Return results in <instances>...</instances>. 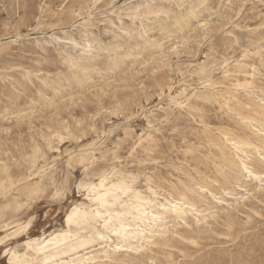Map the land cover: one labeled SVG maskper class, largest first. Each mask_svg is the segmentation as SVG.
Here are the masks:
<instances>
[{"label":"rangeland","instance_id":"rangeland-1","mask_svg":"<svg viewBox=\"0 0 264 264\" xmlns=\"http://www.w3.org/2000/svg\"><path fill=\"white\" fill-rule=\"evenodd\" d=\"M141 2L97 0L89 20L99 56L79 82H67L72 71L68 55L77 56L79 50L55 36L71 35L80 42L85 15L73 17L70 11L84 8V13L92 7L91 0H0V177L4 165L14 181L0 194L2 220L17 225L29 221L30 235L61 229L69 205L88 203L82 196L85 191L78 192V182L93 179L97 170L112 165L136 176L142 190L147 174L155 187L163 189L197 187L196 182L216 178L233 192L245 193L226 173L209 140L220 142L224 130L257 139L222 104V95L234 93V81L223 75L222 67L225 60L244 59V49L249 48L247 60L258 68L256 83L264 89V0H208V9L173 37L163 38L158 31V24L171 28V19L145 20L163 48L130 55L127 51L139 39L140 24L127 16V8ZM154 4L172 14L178 11L167 1ZM122 27L132 29V38L123 35ZM15 32L20 34L18 45L10 44ZM172 42L177 50H172ZM250 42L261 46L260 57L252 54ZM116 51L118 66L111 67ZM200 67L211 75L213 85L207 91L213 99L195 101V111L189 112L170 97L180 86L204 92ZM161 88L163 100L157 96ZM160 105L168 106L170 119L156 120L149 127L143 111ZM236 109L253 115L246 108ZM36 148L54 157L56 168L48 174L54 183L46 181L42 191L27 198L21 186L38 179L27 178ZM89 149L95 159L78 162L76 156ZM252 163L264 171L255 158ZM259 183L246 179V198L233 210L209 218L205 228L179 226L178 235L151 252L136 258L118 255L121 260L114 264H264V190L258 188L264 184ZM215 192L216 197L229 198L220 188ZM14 198L24 201L20 210ZM213 203L209 198L200 208ZM1 226L3 239L9 231ZM24 238L25 234L10 242L7 237L0 245V264H6L4 248L21 247Z\"/></svg>","mask_w":264,"mask_h":264},{"label":"bare ground","instance_id":"bare-ground-1","mask_svg":"<svg viewBox=\"0 0 264 264\" xmlns=\"http://www.w3.org/2000/svg\"><path fill=\"white\" fill-rule=\"evenodd\" d=\"M154 1L143 0V2L127 8V16L131 20H138L140 24L137 33L140 40L135 41L127 51L130 55L139 54L151 48H163V41L152 34V29L147 23H144L145 20L171 19V28L158 24V31L163 38L173 37V32L188 29L192 25V20L197 19L198 12L208 9V0H163L178 8V11L172 14L170 9L158 6L154 4ZM96 2L97 0H91L92 7H89L84 13H82L84 8L70 11L73 17L85 15L80 22V26L84 30L80 42L71 35L55 36L56 40H62L65 44L79 50L77 56L68 55L67 63L72 71L69 76L65 77L67 82H79L80 77L86 76L89 68L94 66L99 56L100 47L93 37L92 24L89 20ZM185 4L187 5L185 6ZM63 7L60 8L59 13L64 11ZM120 31L125 37L132 38V29L122 27ZM19 39L20 34L15 32L10 44L18 45ZM174 44L172 42L171 46ZM249 45L254 47V43L250 42ZM171 48L177 50V45L175 44ZM260 48V45H256L255 53L252 54L260 57ZM0 50H2L1 47ZM118 54L119 52L116 51L111 60V67L118 66L116 58ZM250 54V49L245 48L244 59L235 62L223 61V75L234 81L232 83L234 93L227 92L222 95V104L226 109L234 112L240 122L257 139L238 136L224 130L220 132V142L209 140L210 145L217 151L226 173L233 177L237 186L241 190L244 189L245 193L233 192L216 178H206L201 182H196L195 186L197 187L182 185L180 188L163 189L155 187L151 182V176L147 174H144L147 183L146 189L142 190L136 185V176L125 173L121 168L112 165L109 168L97 170L94 174L95 178L78 182V192L85 191L82 196L88 203L69 205L64 214L63 228L61 229L30 235L31 223L29 221L23 225H17L2 220V215H0L1 227L9 231L8 241L16 240L25 234L21 247L8 246L4 248L3 257L6 259V264H9L10 260L14 264H45V261L48 264H114L121 260L117 257L118 255L136 258L151 252L153 247L159 246L169 236L178 235L179 226L191 228L195 225L198 228H205L209 223V218H215L221 212L233 210L246 198L245 194L249 193L245 188L246 179L250 181L255 179L264 184V171L252 163L255 158L259 163L264 164V89L256 83V75L259 70L254 63L247 60ZM198 75L203 79L204 92L180 86L173 92V97H170V100L174 99L178 102L181 109L189 112L195 111V101L199 99L211 101L213 99L207 91L213 85L211 75L204 67H200ZM43 84H46L44 80ZM168 89L170 92L172 86L169 85ZM257 91H260V94ZM164 94L165 92L161 88L157 93L158 99L163 100ZM236 106L248 109L253 115H242ZM141 109H143L142 105ZM170 114L168 106L160 105L148 112L143 111V118L150 127L156 120L162 119L167 122L170 119ZM101 133L103 134V131ZM96 135L100 137L98 132ZM147 137L148 140H152L148 134ZM259 139L263 140L262 144L257 142ZM53 149L49 148L50 151ZM55 150L57 151L58 148ZM34 153L30 166L27 168V178L32 176L30 179H33L36 176L38 179L28 181L21 186L23 194L27 198L42 191L46 181L54 183L53 177L48 175L56 168L54 157L39 148H36ZM90 159H95L91 149L84 150L76 156V160L80 163H86ZM2 170L0 194L14 185L13 177L7 172V167L3 165ZM218 188L222 189L229 198L216 197L215 191ZM258 188L264 190V186L258 185ZM57 192L58 189L55 187V194ZM209 198L215 200V203L201 209L200 206L206 204V200ZM13 201L17 210L24 206V201L15 198ZM97 211L101 212L105 218L123 223L126 231H123L119 236L113 234V231L105 227V219L96 216ZM109 214H111L110 217ZM69 216L73 217L71 224L68 222ZM101 235L106 239L101 240Z\"/></svg>","mask_w":264,"mask_h":264},{"label":"snow or ice","instance_id":"snow-or-ice-1","mask_svg":"<svg viewBox=\"0 0 264 264\" xmlns=\"http://www.w3.org/2000/svg\"><path fill=\"white\" fill-rule=\"evenodd\" d=\"M173 207H175V206H173ZM110 215H111V214H109V217H110ZM96 216H97L98 218H100V219H105V227H106L107 229H109L110 231H113V234L119 236V235H121V233H122L123 231H126V229L124 228L123 223H121V222H119V221H116V220H113V219H111V218H105V217L101 214V212H99V211H97ZM68 222H69V224H71V223L73 222V217H72V216H69ZM100 239H101V240H104V239H106V237L103 236V235H101V236H100ZM6 240H7V237H5V238H3V239H0V245L5 244ZM9 264H14V262L10 260V261H9ZM45 264H48V262L45 261Z\"/></svg>","mask_w":264,"mask_h":264}]
</instances>
